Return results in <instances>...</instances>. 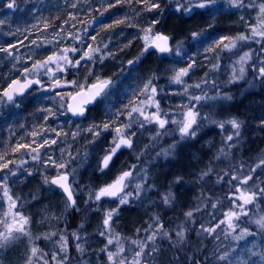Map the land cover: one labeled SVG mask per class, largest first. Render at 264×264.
<instances>
[{"label":"snow or ice","instance_id":"obj_1","mask_svg":"<svg viewBox=\"0 0 264 264\" xmlns=\"http://www.w3.org/2000/svg\"><path fill=\"white\" fill-rule=\"evenodd\" d=\"M82 4L88 5V8L85 9ZM64 5L75 11L67 13V18L51 34L52 39L47 35L38 36L29 42L36 48H49L50 54L35 60L29 55L24 63L29 65L31 61L30 65L18 69L16 63L22 57L16 54L19 51L17 43L0 44V53L13 62L12 69L19 73L10 78L6 85L0 84V109L9 105L20 108L23 102L21 98L26 93L31 95L34 92L50 93L49 99L53 103L52 107L36 109L42 113L40 119L43 123L33 126L31 131L25 130L18 137L15 130L9 128L8 138L3 142L8 146L0 147V251L27 238L29 247L25 253L24 264H70L71 237L77 253L73 264H88L85 259L88 248L85 244L89 234L85 228V219L88 214L100 213V223L94 235L103 238L104 243L98 250H93V253L99 251L106 257L103 264H201L195 254H185L181 257L172 252L168 257L158 241L167 240L170 244L169 251L176 249L178 252H184V246L190 240L187 235L190 229L185 225H196V213L211 207L221 210L222 218L216 219L213 213L211 219H216L214 225L211 224V219L201 221L195 230V235L201 238L195 252L202 250L200 245L204 240L212 238L219 241L223 234L225 239L231 237L235 246L225 245L221 250L217 244L213 250L214 260L211 264H264V148L248 158L251 163L241 158L238 164L230 163L227 169L220 171H217L219 166L213 163L221 158L231 161L232 150L239 152L244 146L246 121L231 112H228L225 118L218 119L217 113L213 111L217 106L216 102H221L223 109L222 102L235 100V96L224 89L241 82L247 85V88L239 90L241 94L254 89L257 83L264 88V0H167L169 12L184 20L201 16L206 21L205 26L191 30L184 38L169 36L157 27L162 24L165 11L162 0H95V3L93 0H64ZM14 6L15 0H9L7 7L11 9ZM121 8H127L128 12L120 11ZM110 9H117L109 17L112 22L104 24L101 21V27L111 29L124 25L126 28L135 29L134 38L141 42L140 51L128 59L126 64L121 62L124 66L120 72L123 73L125 67L135 70V66L147 55H155L160 65L166 67H160L158 71L149 70L147 74L139 77L128 102L114 111L111 107H106L104 117L99 123L92 120L83 127L79 123L58 124L53 127L49 120L58 121L61 116L70 115L78 121L87 119L91 106L98 101L108 100L115 87L113 75L116 73L104 76L97 68V65H104L106 60L115 59L117 56L109 47L111 36L107 42H101L102 46H93L91 42H95L97 36L89 35V30L93 29L99 17H103ZM225 9L231 15L239 14L243 30L234 34H219L215 31V17ZM251 10L256 13L254 17L250 16ZM85 11L87 15L82 17L80 13ZM145 12L152 15L141 24L139 20ZM93 13L99 15L93 16ZM38 19L42 22L43 29L47 30L50 26L49 19L43 16ZM3 23L4 21H0V24ZM77 24L82 27L75 32L71 31ZM65 25L69 26L68 30ZM32 27L37 28L38 25ZM118 35H123V30ZM186 40L200 46L196 56L185 47ZM68 41L72 43L69 44ZM19 43H23V40ZM131 44V39L126 41L119 46V51H124ZM254 44L258 47H252ZM245 48L247 50H244ZM222 59L231 61L227 65L230 75L223 81L218 77L209 79L210 74L221 71ZM205 61L208 63L205 64ZM205 67L207 71L194 83H190V80L195 79L197 69ZM81 69L85 70L83 78L80 77ZM162 79L165 81L164 86L160 84ZM213 90H216L215 94L209 95ZM177 96L187 102L162 106L165 97ZM221 115L224 113L221 112ZM208 125L217 129L221 146L213 158L194 173V179L193 173H189L187 179L184 174L176 175L169 191L161 198L162 204L168 207L178 205L172 187L196 182L201 185L226 184L227 192L224 196H205L202 189L197 197L198 203L183 213V222L175 228L167 226L165 220L157 213L145 222L147 227L135 229L137 237L141 232L144 233L143 239L122 237L115 228L121 209L132 206L135 201H141L142 193L152 191L156 186L149 183V173L142 165L130 164L114 170V157L122 150H130L139 161L146 152L159 145L164 137L176 139L166 147L159 148L156 156H175L178 147L195 140ZM20 127L24 128V125ZM258 127L264 131V117H260ZM141 130L149 131L151 142L143 145V150H138L139 142L136 138L138 132L140 136L144 135ZM85 133L89 134L84 136L85 149L88 145H94L103 134H111L110 146L96 161L95 171L100 173L102 178L107 177L102 184H79V168L87 161L88 150L83 153L77 150L73 154L67 148L59 147V155H56L57 148L53 147H58V141L60 144H67L69 137L76 140ZM207 143L214 147L211 141ZM194 159L199 157L194 156ZM49 168L55 170L54 175L47 174ZM36 172L42 176L43 184L50 188L55 187L62 193L61 215L65 221L70 210L78 215L82 213L80 223L71 232L65 228L42 234L44 240L52 241L53 247L50 251H45L35 244V240L41 239V236L33 237L30 217L23 211L26 200L13 192L16 183ZM81 194L85 196L83 210L77 202V196ZM31 199H35V196ZM224 199L228 201L227 211H222ZM107 201H113L115 207L106 208L104 205ZM242 218L247 224H254L256 231L242 227L239 223ZM82 232L85 235L82 236ZM258 235L262 242H253ZM55 236L59 239L53 240ZM248 238H252V241H249L251 247L245 246L242 251H238L239 242ZM126 242L129 244L127 248Z\"/></svg>","mask_w":264,"mask_h":264},{"label":"trees","instance_id":"obj_2","mask_svg":"<svg viewBox=\"0 0 264 264\" xmlns=\"http://www.w3.org/2000/svg\"><path fill=\"white\" fill-rule=\"evenodd\" d=\"M162 2L165 8V11H164L163 19H162V24L158 25L157 27L160 28L161 31L165 32V34L172 36L174 38H184L187 36V34L191 30H195V29L200 28L201 26L206 25V21L201 16H194L191 20L182 19L177 14L168 11L167 0H162ZM8 3H9V0H1L0 2V21H4L3 24H0V44H6L9 42L17 43L19 51L16 54L22 57V59L18 63H16L17 68L19 67L17 65H22L23 62L28 59L29 55H31L32 59L35 60V59H40L47 54H50L49 48L47 47L46 48H36L35 45H30L29 42L32 39H36L38 36L44 37L47 35L49 39H52L51 34L54 31H56L59 28V26L62 24L63 20L67 18V13L75 11L74 9L68 8L67 6L64 5V0H15V6L11 9L7 7ZM93 3H95V0H93ZM81 6L84 7L85 9L88 8V5L82 4ZM116 11L117 9H110L108 12H105L104 16L99 17L97 22L93 25L94 30L93 29L89 30V35L97 36V39L95 42L89 41L93 43V46H95L96 44H101L102 41L107 42L108 37L111 36V43L109 44V47L112 49L113 52L117 53V56L115 59H108L105 61L104 65H97L99 72L102 73L104 76H109V75H112L113 73H116V75H113V79L115 81V87L112 89L111 94L113 93L112 102H116L117 107L114 108L111 106L113 111L116 110V108L118 107H122L124 104L128 102V98H129L128 94L130 93V85L127 84L124 86L125 88H123L120 85L121 82L123 84L129 83V82L137 83L138 78L141 77L142 75L147 74L149 70L158 71L160 67H166V65H160V61L155 55H147L140 64L135 66V70H130L127 67H125L124 72L123 73L120 72L121 67L124 66L121 62L123 61L126 64V61L128 59L133 58L140 51L141 42L138 39L134 38V33L136 31L135 29L126 28L124 27V25L114 26L111 29L101 27V21L104 24H108L112 22L109 19V17L111 16V13L116 12ZM120 11L128 12V9L121 8ZM255 14L256 13L254 10L250 11L251 17H254ZM80 15L82 17L86 16L87 11L80 13ZM98 15H99L98 13H93V16H98ZM151 15H152L151 13H147V12L143 13L140 17L139 22L143 24L147 18H150ZM41 16L49 19L50 26L47 30L43 29V24L38 19ZM57 16L59 17V19H56ZM91 18L92 17H89V19ZM215 22H216L215 31L219 34H228V33L234 34L237 31L243 30V22H239V14L231 15L226 9L222 10L221 13H219L215 17ZM33 25H38V27L33 28L32 27ZM81 27L82 25L77 24V27L75 29H70V30L75 32L77 31V29ZM65 28L66 30H68L69 26L65 25ZM17 29H19V32H17ZM26 29L28 31H25ZM121 30H123V35H118V33H120ZM97 32L99 33V35H97ZM11 33H15V34L13 35ZM25 37L27 38L25 39ZM130 39L132 40L131 46L128 48H125L124 51L120 52L119 46ZM21 40H23V43H19V41ZM39 42L40 40L38 39L37 43ZM68 43L70 44L72 43V41H68ZM185 47L188 48L189 51L194 56L197 55V51L200 48V46L195 45L194 42L187 41V40L185 41ZM252 47H258V45L254 44L252 45ZM244 50H247V48H245ZM14 51H16V49H14ZM0 57H3L2 59H0V84L6 85L8 80L14 77L11 75V69H12L11 65L13 62L10 59H8L3 53H0ZM197 58L201 60L203 59L202 57H197ZM204 63L207 64L208 62L205 61ZM230 63L231 61H229L228 59H222L221 71L219 73L210 74L209 79H212L213 77H218L221 81L226 80L229 75L226 74L225 68ZM205 71H207L206 67L199 68L197 69L196 75L198 72H200L202 76ZM84 72H85L84 69L80 70L81 78H83ZM134 72H136L135 76L133 75ZM6 75L8 76L6 77ZM242 88H247V85L244 84L243 82L240 83L239 85L230 86L228 89H224V91L231 92L235 96V100L232 102H222L224 105L223 109L220 106L221 102H217L218 103V106H217L218 115L217 116L220 117L219 119L225 118V115H227L228 112L238 114L244 120L252 119L254 113L259 114L260 117H264V88H261L259 86V83H257V86L254 89H250L247 92L241 94L239 90ZM213 93L214 91H210L209 95ZM100 107H101V103L99 101L94 107L90 109V111L87 114V119L83 121H78L77 119L69 115V116H61L58 120V124H73L74 125L76 123H79L80 126L83 127L85 124L82 122H86L89 120L90 122L92 120H95L97 123H99L100 119L104 117V115L102 114L98 115L96 113V112L100 113L101 111ZM12 112L13 110H8L7 106L0 109V125L11 123V121L9 120L7 121V118L11 116ZM221 112H223L224 115H221ZM22 114L26 115L27 111H23ZM254 129L255 127H252V128H249L248 130L245 127L244 142H243L244 146L241 148L239 152H237L235 149L232 150L233 158L231 159V161L227 159H223V158H221V160H218V161H213L215 165L219 166L217 168V171H220L222 169H227L230 163L238 164L241 158L251 163V161H249L248 158L250 156L256 155L259 149L264 148V131H262L259 127L257 130H254ZM65 130L67 131L68 129L66 128ZM215 130L217 129H209L208 132H205L197 141L198 146H195L197 144L194 145L193 153L196 152L199 155V158L201 159V161L199 160L196 163V165H194L191 157L188 155V152L190 150H187V151L181 150L178 157L174 156L172 159L169 158L168 161L162 160V162H159L160 164H155L154 166H152L153 169L149 171L151 173V180H149L150 181L149 183H154L156 187H159L158 183L156 184L153 181V179H160L159 177H163L162 181H165L167 178H169L170 180H173V178L176 175L180 174V173H174V171L176 170L174 171L172 170L176 162H179L176 166H179L181 164L183 165L182 166L183 170L184 169L185 170L184 172H181V174H184L186 179L188 178L187 177V174L189 173L188 171H191V173H193L192 178L194 179L195 178L194 173L198 171L200 168H203L208 163V161L213 158L217 149L221 146V137L220 135H217V138L215 139V141L214 140L211 141L214 147L210 148L209 146L208 148L210 150L207 151V153H205L207 149L202 148L203 145L205 144L204 142L211 138V134H213ZM141 131H145V130H141ZM84 136L86 135L83 134L76 140H73L69 137L67 144H65L66 148L70 150L73 154H75L77 150H79L82 153L85 150ZM98 140L94 145H88V147H90L92 150L91 155L89 156V159H88V163L90 162V159L93 158L92 153H93L95 146L99 143ZM201 144L203 145L200 147ZM53 147L57 148L56 155H59V147H64V146L63 144H60V141H58V147L57 146H53ZM100 151L97 150V147H96L97 155L99 154ZM123 155L124 154H122L121 157H123ZM146 157H148L147 160L149 163L150 161H149L148 154L147 156L141 157V159L143 160ZM204 159H207V160L202 162ZM135 162L137 163L136 160ZM73 163L75 164L76 162H73ZM138 163L140 164L141 162H138ZM27 166L28 165H26V167ZM87 166L88 164H85L79 168L78 175L81 178L82 186H85V184L97 185L98 182L100 181L98 179L97 172L94 171L91 173L87 171L86 170ZM116 167H121V166L119 164H115L114 168ZM38 177L39 176L37 174H33L32 176H28L22 179L20 182L16 183V184H19L18 187H20L21 185H24V187H26L27 193L29 192L26 195L28 199L31 200V197L35 196L34 202L28 206L29 210H31L30 212L33 213V216H35L32 219V224L35 218L38 217L37 213L39 212L36 213V209L45 208L43 205H45L44 200L46 199V197L43 194L44 193L43 189L47 185L43 186L41 184L42 181L40 183L41 179L37 180ZM225 179H227V177H225ZM212 180L213 181L215 180V176H213ZM181 188H184V189H181ZM202 189H203V192L205 193V196L223 197L224 193L227 192V185L226 184H215V183H207V184L201 185L199 182H196V183H189V184L180 186L173 192L175 196L177 197L178 205L174 204L172 207H168L162 204L163 206H159V208H157V210L155 211H151L150 209H144V207L139 210L134 209L135 214H137L140 218L138 219L137 215L135 216L132 214H127L128 217L134 216L136 218L133 222H130L127 219L125 220L121 219L119 217L117 223H120V225H122L121 229L123 228L124 230L123 232L126 233L125 235L120 230L122 235L128 236V234L130 233L133 234V231H135L137 226H141V225L147 226L145 222L149 220L150 216H152L153 214H157V213L165 220L168 226L175 228L176 225L180 224V222L181 223L183 222L184 220L183 213L192 207L190 201L195 200V203H198L197 197L200 196ZM47 190L50 191L48 195L50 194L56 195L58 199L60 200V201H56L55 205L52 204V209L54 208L57 211L56 216L53 217L54 218L53 221L56 222V224L58 223L60 225L67 224L68 226H69V221H71L70 223L71 228L72 226L75 227L76 225H78L81 221V218L77 217V214L74 211L70 210L67 213L66 221H65L64 216L61 215L62 209H63V196L60 195L59 190H57L54 187L50 188L49 186L47 187ZM162 190L163 189L160 188L159 190L160 192L155 194L156 197H153V200H156L162 203V199H161L162 196L160 194L161 192H164ZM32 191L34 192L32 193ZM148 192L150 193V191ZM81 196L82 195H80V197L77 196L78 197L77 202L80 207L83 206L82 199H80ZM54 197H52V199ZM83 197L85 198L84 195ZM186 197L190 198L189 203H187V200H185ZM224 205H225V209L228 210V208L226 207L228 205L227 199H224ZM134 210L133 208H131L129 211L133 212ZM47 211H51V208L50 210H47ZM213 213L215 214L216 219L222 218L221 210L212 209L211 207H208V208H205L204 212L196 213V221H197L196 225L194 226L191 224H187L188 226L185 225L186 228L190 229V231L187 233V235L190 237V240L187 243V245L184 246V252H178L176 249H171V251H169L170 249L169 242L158 241V243H160L164 252L167 253L168 257L171 256L172 252H176L177 255H180L181 257H183L185 254L187 255L195 254L196 258L201 261V264H211V261L214 260L213 250L217 247V244L220 245L221 250H223V247L225 245L235 244V242L231 240V237H228L227 239H225L223 234H221L219 241L213 240L212 238L204 240L203 244L200 245L202 250L199 252H195V249L198 246V242L201 239L200 237H197L195 235V230L199 227V224L201 223L202 220L208 221L209 219H211ZM250 215H251V212H250ZM216 219H211L212 225L216 223ZM73 222L75 223L74 225H73ZM139 222L141 225H139ZM239 223L242 227H248L250 230L256 231V227H253L252 225L247 224L244 218H242L241 221H239ZM132 224L134 225L132 226ZM40 226H42L39 229L40 231L45 228V224L43 223V221L41 222ZM134 239H137V238L134 237ZM258 240L262 241L259 235L255 237V240L253 242H256ZM41 247L47 248V246H45L44 244L41 245Z\"/></svg>","mask_w":264,"mask_h":264},{"label":"rangeland","instance_id":"obj_3","mask_svg":"<svg viewBox=\"0 0 264 264\" xmlns=\"http://www.w3.org/2000/svg\"><path fill=\"white\" fill-rule=\"evenodd\" d=\"M0 2H1V0H0ZM30 63L31 62H29V65H30ZM29 65H25V63L23 62L22 65H17V66H19L18 67V69H19V68H23V67L29 66ZM225 72H226V74L230 75V70H229V68L227 66L225 68ZM135 73L136 72L133 73L134 76H135ZM11 75L12 76H17V75H19V73L15 72L13 69H11ZM7 76L8 75H6V77ZM200 76H201V74H200V72H198L197 75L195 76V79L194 80H190L189 82L190 83H194L195 80L199 79ZM127 84L130 85V93L128 94V97H129L131 92H132V90L136 88L137 83H135V82H129V83H125V84H123L122 82L120 83L121 87H123V88H125L124 86L127 85ZM160 84H161V86H164L165 85V81L164 80L160 81ZM171 90H174V89H169V91H171ZM195 91L198 92L199 90H195ZM213 91H214V93L210 94V95H214L215 94L216 90H213ZM50 96H51L50 93L34 92L33 94L28 95L24 99H22L23 102H22L20 108H13L10 105L7 106V109L8 110H13V112L11 113V116H9L7 118V121L9 120V121H11V123L10 124L7 123V124H1L0 125L1 126V128H0V147H7L8 146L7 144H5L3 142L6 141L7 138H8V135H9L8 129L9 128H13L15 130V132H16V136L18 137L22 133H24L25 130L31 131L33 129V126L43 123V121L40 119L42 113L37 112L36 109L38 107H52L53 103L49 99ZM112 100H113V93L110 95L108 100L100 102L101 103V107H100L101 111H100V113L99 112H96V113L98 115H100V114L104 115V111H105L106 107H111V106L114 107V108L117 107L116 102H112ZM181 102H185L186 103L187 101L186 100H182V98L178 97V96L177 97H170V98L169 97H165L164 100L162 101V106L166 107L169 103L178 104V103H181ZM216 105L218 106L217 102H216ZM217 106H216L215 109H213V111L216 112L217 115H218ZM23 111H27V114L26 115L22 114ZM92 117H94V116H92ZM217 118L219 119L220 117L217 116ZM259 119H260V115L257 114V113H254L252 119H250V120L246 119L245 120L246 121V128L249 130V128L255 127L254 130H257L258 129V124H259ZM89 122H90V120L86 121V122H82V123H84L86 125ZM49 124H51L53 127H56L58 125V121L49 120ZM20 125H24V128H21ZM209 129H216V128L214 126H212V125L206 126L199 133L198 137L195 140L185 142L182 146L178 147L175 157H178V155L180 154L181 150L182 151L190 150L188 152V155L191 157V159L193 161V164L196 165V163L199 160L201 161L200 158L199 159H194V156H197L198 154L196 152L193 153V148H194V145L197 144V141L199 140V138L205 132H208ZM143 132H144L143 136H140L139 132H138V136L136 138L138 140V142H139V149L138 150H143V145L148 144V143L151 142L149 140V135H150L149 131L145 130ZM85 135H89V134L85 133ZM217 135H218L217 134V130H215L214 133L211 134V138L209 140L205 141L204 145L203 144L200 145V147L203 145L202 148L207 149L205 151V153H207V151L210 150L208 148L209 144L207 142L208 141H213V140L215 141V139L217 138ZM175 139H176V137H164L159 145H157L156 147H154L151 150H149L148 152H146L145 156H147V154L149 155V161H150L149 163H148V160H147L148 157L144 158L143 160L140 159L138 161V160H136L135 156H133L131 154L130 150H122L121 152H119L117 154L116 157H114L112 167H113L114 164H119L120 166L126 167L127 165L139 164L138 162H141L139 165H142L143 167L147 168V171L149 173V180H151V173L149 171L151 169H153L152 166H154L155 164H160L159 162H162V160L163 161H165V160L168 161L169 158L172 159L174 157V156H170L169 158L157 157L156 156V152L159 150V148L166 147L169 143L174 142ZM98 142L99 143L95 146V148L93 150V153H92V155H93L92 157L93 158L90 159V162L88 163V159H89V157H88L87 161L84 163V165L88 164V166L86 167V170L91 172V173L95 171L96 161H97L98 157L102 156L104 150L107 149L110 146L111 134L110 133L103 134V136L101 138H99ZM85 143H86V141H85ZM211 144H212V142H211ZM63 146H64L63 148H66L65 144H63ZM195 146H198V144L195 145ZM96 147H97V150H99V151L101 149V151L99 152L98 155H97V152H96ZM92 149H93V147H92ZM85 150L89 151V156H90L91 155V151H92L91 148L87 146V149H85ZM122 154H124L123 157H121ZM198 157H199V155H198ZM135 160L137 161V163L135 162ZM206 160L207 159H204L202 162H204ZM178 163L179 162H176V164H175V166H173L172 170L173 171L176 170V171H174V173H180L181 174V172H184L185 169L183 170V167H182L183 165L182 164L179 165V166H176ZM119 168L120 167H116V168L113 167L114 170L115 169H119ZM188 172L191 173V171H188ZM34 174H37L39 176L37 180L41 179L40 180V183H41L42 176L40 175V173L36 172ZM47 174L49 176L54 175L55 174V170L52 169V168H49ZM97 174H98L97 175L98 179L100 180L99 182L97 180V182H98V184H102L103 181L105 179H107V177H103L102 178L100 173L97 172ZM188 174H187V177H188ZM159 178L160 179H153V181L156 184L158 183L159 187H156V189L154 188L152 191H150L151 194L148 191H145L144 193H142V200L141 201H135L132 204V206L123 207L121 209V214L119 215V217L121 219H124V220L127 219L128 221L133 222L136 218L134 216L133 217H131V216L128 217L127 214H132V215L136 216L137 214H135V210L134 209L139 210V209H142L144 207V209H150L151 211H155V210H157V208H159V206H163L162 203H160V202H158L156 200H153V197H156L155 194L160 192L159 191L160 188H162L163 189L162 191H164V192L160 193L161 196H163L166 192H168L169 191V186L171 185L172 180L167 178L165 181H162L163 177H159ZM78 180H79V184L82 186L81 178H80L79 175H78ZM41 184L43 186H46V185L43 184V181H42ZM16 185L13 186V192L19 194L21 197L25 198V200H26V203L24 205L23 211L25 212L26 215H28L30 217V227H31V231L33 233V237L35 238L36 236H41V239L35 240V244L38 247L43 248V247H41V245L44 244L45 246H47V248H43L45 251L52 250V247H53L52 241H46V240H44L42 238V234L45 233V232H55L57 230H64L65 228L67 229L68 232H71L72 230L77 228L78 225H76L75 227L72 226V228L70 227L71 221H69V226L67 224H65V225H60L59 223L56 224V222L53 221L54 220L53 217L56 216L57 211L54 208H53L54 210L52 209V204L55 205L56 201H60V200L58 199V197L56 195H51V194L48 195L50 193V191L47 190L48 186L44 187V189H43L44 190L43 194L46 197V199H45L46 201L44 200V202H45L44 204L45 205H43L45 208L44 209H42V208H37L36 209V213L39 212V213H37L38 217L35 218V220L33 221V224H32V219L35 216H33V213L30 212L31 210H29L28 206L31 203L34 202V199H31V200L28 199V197L26 195L29 192L27 193V189H26V187H24V185H21L20 187H18L19 184H16ZM85 185H88V184H85ZM36 188H38V187H36ZM177 188L178 187L174 186V187H172L171 190L174 192V190H176ZM181 189H184V188H181ZM33 192L34 191H32V193ZM59 193L62 196V193L60 191H59ZM46 195H48L49 198ZM54 196H56V197H54ZM52 197H54V198L52 199ZM78 197H80V195H78ZM80 199H82V202H83V200L85 198L82 195ZM185 200H187V203H189L190 198L186 197ZM190 202H191L192 207L196 204L195 200L190 201ZM104 206L106 208L115 207V203L113 201H107ZM83 207H84V205L81 207L82 210H83ZM4 208L5 209L7 208V203L6 202L4 203ZM50 208H51L52 212L51 211H47V210H50ZM131 208H133V210H134L133 212L134 213L132 211H129ZM226 210L227 209H225V205H224L222 211H226ZM204 211H205V209L202 212H204ZM198 213H200V212H198ZM81 215L82 214H80V215L77 214V217L81 218ZM119 217L116 218L115 228L121 234L122 237H128V238H131V239H134V237L135 238H140V239L144 238V233L143 232H141L139 237H137L136 234H135V231H133V234L130 233V234H128V236H125L126 233L123 232L124 231L123 228L121 229L122 225H120V223H117ZM139 218L140 217L138 216V219ZM100 219H101L100 213L88 214V216L85 219V228L87 229V234H89L88 235V240H87V242L85 244V247L88 248V252H87V254L85 256V259L88 261V264H103V261L106 260V257L103 256V254H101L99 251H95L93 253V250H98L100 247L103 246V243H104L103 238L94 235V233L96 232V230L98 228V225L100 223ZM42 221L45 224V228L40 231L39 229H40V227H42V226H40ZM137 223H136V225H137ZM74 224L75 223L73 222V225ZM133 225L134 224H132V226ZM139 225H141L140 222H139ZM250 225H252L253 227H256L254 224H250ZM141 226H143V225H141ZM141 226H137V228L141 227ZM186 226H188V225H186ZM144 227H147V226H144ZM55 228H57V229H55ZM120 230L125 235H122ZM39 231H40V233H39ZM81 234H82V236L85 235V233H83V232ZM133 235H134V237H133ZM58 239H59L58 236L53 237V240H58ZM249 241H252V238H248V240H246V241H240L239 242L240 248H238L237 250L238 251H242L245 246L251 247V243H249ZM161 242H168V241L167 240H163ZM261 242L262 241H259V240L256 241V243H261ZM233 246H235V244H233ZM28 247H29V245L27 243V238H24L21 241L15 242L14 244L10 245L5 250L0 251V257H2V264H24L25 253H26ZM125 247L126 248L129 247V244L127 242L125 243ZM69 249H70V257H71L70 264H73V261H75V259L77 258V253L74 250V241L71 239V237H69Z\"/></svg>","mask_w":264,"mask_h":264},{"label":"flooded vegetation","instance_id":"obj_4","mask_svg":"<svg viewBox=\"0 0 264 264\" xmlns=\"http://www.w3.org/2000/svg\"><path fill=\"white\" fill-rule=\"evenodd\" d=\"M98 102H99V101H98ZM98 102H97V103H98ZM100 102H101V101H100ZM97 103H96V104H97ZM96 104H95V105H96ZM95 105H93L92 107H94ZM114 165H115V164H114ZM114 165H113V167H114Z\"/></svg>","mask_w":264,"mask_h":264},{"label":"water","instance_id":"obj_5","mask_svg":"<svg viewBox=\"0 0 264 264\" xmlns=\"http://www.w3.org/2000/svg\"><path fill=\"white\" fill-rule=\"evenodd\" d=\"M27 95V93L25 94V96Z\"/></svg>","mask_w":264,"mask_h":264}]
</instances>
